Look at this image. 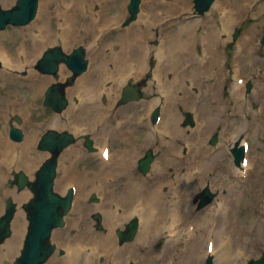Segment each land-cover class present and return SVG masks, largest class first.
Returning <instances> with one entry per match:
<instances>
[{"label": "bare ground", "instance_id": "obj_1", "mask_svg": "<svg viewBox=\"0 0 264 264\" xmlns=\"http://www.w3.org/2000/svg\"><path fill=\"white\" fill-rule=\"evenodd\" d=\"M127 2L128 0H43L37 22L24 32L21 43L24 49L17 48L13 54L2 51L5 66L0 69V184L5 181L12 167L21 166L31 171L38 165L42 153L36 152L34 146L43 124L79 130L80 124L84 123L88 130L94 132L97 141L104 142L108 136H115L121 141V146L119 152L114 151L111 146L110 162L99 153L103 166L91 170V173L86 168L79 171L74 163L66 164L82 153L80 145H73L67 150L65 163L61 166V188L70 186L76 180L79 182L77 197L82 194L81 197L85 198L90 192L85 190L96 189L101 202L86 204L79 200L69 218L68 227L55 232V238L67 248V254L64 257L55 256L52 263L127 264L129 260L136 258L139 264H202L204 243L208 245L209 240L214 238L216 244L213 255H216L217 264H245L250 255H256L264 248L262 158L258 156L255 164L253 160L250 162L253 169L247 172L242 190L235 195L229 191L228 195L221 196L200 212L199 215L203 217L211 213V219L203 223L199 234L198 226L193 232H187L193 218L186 219L185 200L191 198L193 192L205 182L210 170L220 180H224V172L217 161L220 158L225 160L228 148L225 145L208 147L195 136L191 141H197L192 142L193 147L188 156L179 159L180 149L177 151V147L180 148V136L181 139L188 137L179 125L182 116L176 106L180 103H192V94L185 84L187 80L190 85H201L209 81L210 77H216V85L221 81L216 71L223 47L231 39L232 31L241 18L247 17L248 26L235 45L233 60L240 64L251 62L256 68H264V53L257 51L256 44V30L260 24L264 25V0H219L206 16L196 21H184L190 10V0H146L148 12L145 9L136 21L123 29L117 28L118 40L105 56L91 49L92 66L77 80L75 87L69 89L70 95L81 96L80 103L72 104L64 114H54L43 120L38 115H30L40 108L36 101L50 78L34 69H29L28 75L21 77L15 69H26L38 59L45 44L56 40L54 19L63 18L59 24L63 25L59 39L66 47L75 40H83L91 45L93 38L105 37L111 33L112 30H108L109 24L106 25L109 19L113 20V24H118L126 17ZM97 4L101 9L96 11L94 7ZM86 7L88 11L85 10ZM110 10H114L116 14L109 15ZM254 15H258L259 22L249 23ZM64 20L69 24L66 25ZM103 23L107 26V32L101 34L98 30ZM154 30L159 32L161 44H149V40L155 36ZM151 56L158 60L153 78L159 95L149 100L141 110H136L134 104H129L115 111L113 101L119 87L131 76L139 78L147 70ZM20 57L24 60L19 61ZM65 73L63 69L62 74ZM106 80H111L108 87L105 86ZM245 85L246 82L231 85L230 91L235 101L233 112L237 117L247 114L248 120L247 129L237 128L230 136L231 140L250 129L259 133L264 124V87L255 92L258 106L255 107L254 102L242 100ZM151 87L152 84L148 90ZM178 90L183 91L179 98L176 97ZM105 91L111 96L107 106L99 101L100 95ZM218 97V90L214 89L213 101L217 102ZM213 101L204 110L211 113V119L204 122L203 119H198L195 127L198 132L208 130L218 121L219 111ZM158 103H164L166 107L156 132L147 114ZM228 107V103L224 102V124L227 123ZM12 111H18L25 117L27 136L21 142L7 136L6 119ZM119 118L126 120L117 126L122 123L118 122ZM139 123L143 126L144 133L139 134L133 130L132 126ZM227 138L224 133V139ZM153 143L162 147L163 155L151 172L143 175L136 167L135 157L139 156L145 146ZM260 152L263 155L264 149ZM225 164L232 168L230 163ZM184 165L188 168L187 171L180 169ZM169 166L174 167L173 179L170 178ZM240 169L238 165L234 171L240 174ZM164 186L168 188L167 191L163 190ZM10 193L19 201L30 194L32 196L30 190L16 193L4 186L0 192V213L3 210L4 196ZM244 200L249 203V207L259 209L258 216L246 226L243 225L244 228L242 225L235 227L234 219L239 209L247 207ZM94 209L103 212L105 232L95 230L93 221L89 222L88 213ZM25 214L22 210L18 212L13 223V237L0 245V259L13 256L21 245L26 224ZM135 215L141 220L137 239L122 246L117 245L114 229L121 227ZM231 228L235 229L234 232ZM165 233H168L166 241L156 248L157 240ZM226 235L229 236L228 241L225 240L228 238ZM246 236H251L249 250L241 243L242 237ZM101 255L105 256L103 263L98 262Z\"/></svg>", "mask_w": 264, "mask_h": 264}, {"label": "rangeland", "instance_id": "obj_2", "mask_svg": "<svg viewBox=\"0 0 264 264\" xmlns=\"http://www.w3.org/2000/svg\"><path fill=\"white\" fill-rule=\"evenodd\" d=\"M2 2H3V4H4V6H10L11 4H13L14 2H15V0H13V1H11V2H8L7 0H1ZM130 1V0H129ZM129 1H128V3H129ZM165 1H173V0H165ZM191 2H190V11H189V13L186 15V21L187 20H192V21H195V20H197L196 18H202L203 16L202 15H200V16H198V17H194L193 15L195 14V7H194V2H193V0H190ZM218 1V0H217ZM216 1V2H217ZM41 4H42V2H41ZM41 4H40V8H39V13H38V15H37V18L33 21V22H31L30 24H28V25H26V26H20V27H12V26H9L7 29H5V30H3V31H1L0 32V50H9L10 52H12V53H14L15 52V50L17 49V48H19L20 47V45H21V43H22V40H23V38H24V32L25 31H27L33 24H35V22H37V20H38V16H39V14H40V11H41ZM142 7H144V9L146 8L145 7V5H144V3L142 2ZM100 8V6L99 5H97V6H95V9H99ZM116 13H115V11L114 10H110L109 11V15H115ZM126 14H127V16L129 15V11H128V7H127V5H126ZM207 14V13H206ZM127 16H126V18H127ZM126 18L121 22V26H125L124 25V23H125V21H126ZM63 18L62 17H56V19H54V21L56 22V24H55V26H54V33L57 35V38L60 36V34H61V26H59V24L60 23H62V20ZM65 21V20H64ZM185 21V20H184ZM259 21V17H258V15H254V16H251V18L249 19V23H251V22H258ZM248 26V24H247V22H246V19H241V20H239V22L236 24V26L234 27V29H233V32H232V37H231V39L230 40H228L227 42H226V44H225V46L223 47V52H222V57H221V61H220V67L218 68V73H219V75L218 76H220L221 78H222V81H221V85H219L220 86V89H218L219 90V98H218V100L219 101H221L222 100V102H225L226 100H227V95H230L231 96V91H230V87H231V85H232V81H231V79H230V76H231V69H232V67H233V57H234V55H233V53H234V46H235V44H236V42L238 41V39L243 35V33H244V31H245V29H246V27ZM237 29H240V31H241V33H240V35L237 37V38H235L234 37V34H235V31L237 30ZM257 50L259 51V53H261V54H263L264 53V43H262V39H263V36H264V25H259L258 26V28H257ZM154 32H155V30H154ZM156 36H154L153 38H151L150 40H149V44L150 45H156L157 43H158V41L160 42V39H159V35H158V33L156 32ZM99 39L100 40H98V41H103V45H104V47H103V49H97V50H100L99 52H103L104 50L105 51H108L116 42H117V34H115V33H112V34H110V35H107L106 36V38L105 39H103V38H101V37H99ZM159 39V40H158ZM59 42H54V43H48V44H46L43 48H42V51H41V55L43 54V52H44V50L49 46V45H54V44H58ZM78 44H83V45H85L86 46V48H87V52H88V54H87V57L89 58V60L91 59V57H92V55L90 56V51H89V45H87L86 43H84V41H82V40H76V41H74V43L71 45V46H69L68 47V50H69V48H71L72 49V47L73 46H76V45H78ZM94 44H95V40L93 39V41H92V43H91V48L92 49H94L95 47H94ZM22 49H23V47H21ZM95 50V49H94ZM41 55H40V57H41ZM39 57V58H40ZM20 58H22V57H20ZM19 58V59H20ZM39 58H38V60H39ZM38 60L35 62V63H33L32 65H31V68H34V69H37L36 68V66H37V63H38ZM91 63H92V59H91ZM243 64V66H244V74L246 75V77H247V79L248 80H251L253 83H254V86L256 85V82L262 77L261 75H262V73L264 72V69L263 68H256V67H254L253 65H252V63L251 62H243L242 63ZM155 65H156V58L155 57H153V56H151L150 58H149V63H148V69L143 73V75L139 78V80H138V82L139 81H143L145 84H144V87H143V90H144V96H143V99L142 100H140V101H135V102H130V103H128V104H131V103H133L134 104V109H142V108H144L145 107V103H147V102H149V100H153L154 99V97H156V96H158V91H157V89L155 88V85L151 88V90L149 91L148 90V87H149V85H150V82L151 83H153V69L155 68ZM111 66V65H110ZM3 67H4V65H3ZM3 67H1V68H3ZM226 67V68H225ZM0 68V69H1ZM62 69H65L66 70V73L63 75L62 74ZM15 71H16V73L18 74V75H20L21 77H25V76H27L28 75V73H29V71H28V69H24V70H16L15 69ZM151 71V76H149L148 77V73ZM71 73V71L67 68V66L65 65V64H62L61 65V69H60V79H65L66 78V76L67 75H69ZM48 76V75H47ZM51 77V80L44 86V89H43V92H42V94H41V96H40V98H39V101H38V104L40 105V108L38 109V110H35V111H33V112H31L30 113V115H32V114H34V115H40V119H44V117H49V116H52L53 114H59V113H55L51 108H48V107H46V106H44V104H43V99H44V90L46 89V87L54 80V78L52 77V76H50ZM212 81V80H211ZM0 83H1V79H0ZM107 83V85L109 84L108 82H106ZM127 83H124V84H122L121 85V87H120V89H119V91H118V93H117V95L115 96L116 97V99H115V101H114V110L115 111H117L118 110V108L119 107H121V106H125V105H121V106H119V104H118V102H119V99L121 98V95H122V91H123V88H124V86L126 85ZM154 84V83H153ZM206 84V83H205ZM252 84V83H251ZM263 85H264V83H263ZM73 87V86H72ZM196 87L197 86H192V92L193 91H196ZM71 88V87H70ZM198 88V91H199V87H197ZM203 89L204 90H206V86H203ZM209 93H211V90L208 92V94ZM227 93V94H226ZM178 94L179 95H182V91H179L178 92ZM208 94H206V97L207 98H205V97H203L202 99H201V102H200V104H194V111H196V112H198V111H202L203 110V108H205V106H206V103L207 102H205L206 101V99L207 100H209L210 99V97H209V95ZM244 95L245 96H249V93H247L246 92V88H245V90H244ZM29 97V96H28ZM194 97H198V95H197V93H194ZM232 97V96H231ZM30 98V97H29ZM70 99H71V104L70 105H72V104H78L79 102H80V98L78 97V96H76V95H73V96H71L70 95ZM231 100V99H230ZM229 100V101H230ZM100 102H101V104L102 105H104V106H107L108 104H109V102H110V96H109V94L107 93V92H105L103 95H101V97H100ZM221 102V103H222ZM128 104H126V105H128ZM69 105V106H70ZM233 105V104H232ZM156 107L157 106H161L162 108L163 107H165L164 106V104L163 103H159V104H157V105H155ZM223 108H224V104H223ZM134 109H132V111L134 110ZM183 109H185V107H183ZM220 109H221V105H220V102H219V111H220ZM222 111H223V109H222ZM180 112H181V114H182V110L180 109ZM64 113V112H63ZM63 113H60V114H63ZM14 115H18V116H20L21 117V119H22V122L21 123H15V125H17V126H19L23 131H24V133H25V136H26V133H27V131H26V128H25V117L20 113V112H18V111H14V112H11L10 113V115L8 116V118L6 119V125H7V136H9L8 135V130H9V119L11 118V117H13ZM209 115V114H208ZM34 117H36V116H34ZM150 118H151V116H150ZM234 119H235V124H236V127L237 128H240V129H247V124L245 123V121H244V119L243 118H241L240 116L239 117H234V118H232V120L234 121ZM125 120L126 119H122V121L123 122H125ZM150 121H152V118L150 119ZM222 124H223V122L221 121L220 123H219V126H218V128L216 129L217 130V132L219 133V141H218V143L217 144H215V145H211L210 144V139H207V141L205 142V144L208 146V147H212V148H214V147H216V146H218V145H225L227 148H228V152H226L225 153V155L227 156V157H225V160H223V159H219L217 162L219 163V167L221 168V170L224 172V174H223V177H224V180H220L218 177L219 176H215L214 175V173H213V171L212 170H210L209 171V175H208V177H207V179H206V181H205V183L203 184L204 186H205V184H208L209 183V186H210V188L213 190V191H215L216 193H217V195H216V198L214 199V201L219 197V195L221 194V193H223V190H227V192H229V191H233V194H237V192L238 191H240V190H242L243 188H244V181H238L237 179H236V173H235V169H236V167H235V160H234V156L232 155V150H233V148L235 147V145H236V142L239 140H241V138H243L244 136H246L247 138H249L250 139V141H251V144H252V153H251V156H252V159L254 160H256V158L259 156H261V158H262V163H263V165H264V153H263V155H261V152H260V150L263 148L264 149V135H262V134H259L258 136H256V137H253V136H249L248 134L247 135H243V137H241V136H239V137H237V138H235V139H233V140H231V139H229L230 138V136L231 135H233V132H230V133H226L225 132V129H224V127H222ZM48 127H52L51 125H45V126H43L42 128H41V130H40V135H39V137H38V140H39V138H40V136H41V134L48 128ZM56 128L58 127V126H55ZM81 127L83 128V129H86V127H87V125L86 124H84V123H82L81 124ZM65 128V127H64ZM132 128H133V130L135 131V132H137V133H144V128H143V126L141 125V124H135V125H133L132 126ZM58 129H61V128H58ZM187 130V132H190L188 129L189 128H186ZM215 129L214 130H212L211 132H210V134L211 133H214L215 131H216ZM72 131H74V130H72ZM214 131V132H213ZM263 131H264V129H263ZM80 133H78V134H80V135H84V134H86V133H89L90 135H91V138L93 139V145H94V147H95V152H90L89 151V149L87 148V147H85L84 146V138H79V140L75 143V144H73V145H80L81 147H82V153L79 155V156H77V157H74L73 158V160L72 159H70L68 162H66V164H70V163H74L75 165H76V163L78 162V160L82 157V159L79 161V163H78V170L79 171H82V168L84 167V168H87V170H88V172L89 173H91V170H93V169H96V168H99L101 165H103V162H100L99 161V158L97 157V155H96V153L98 152V148H99V146L102 144V142L101 141H96V139H95V137L93 136V134H92V132H90V131H79ZM77 133V132H76ZM226 134V136L228 137L227 139H224L223 138V134ZM209 134V135H210ZM203 139V141L206 139V138H202ZM38 140H37V142H38ZM120 141H118L117 140V137H116V140H115V146L117 147V148H120ZM73 145H71V146H73ZM37 143H36V146H35V150H36V152H38V153H42V155H44V158H42L41 159V161H40V163L31 171V172H28L24 167H12L9 171H8V177L5 179V181L3 182V183H1L0 184V192H2V190H3V187L4 186H6L8 189H10V190H15V192H17V193H19L20 191H18L17 190V188L16 187H12L11 185H10V183H9V180H10V174H11V172L13 171V170H17V169H23L27 174H29L30 175V177L31 178H33V173H34V171L37 169V167H39V165L41 164V162L45 159V157L47 156V152H45V151H38L37 150ZM69 148H71V147H69ZM68 148V149H69ZM149 148H152L153 150H154V152L156 153V158H155V160H154V163H155V161L156 160H159V158L163 155V150H162V147H157L156 146V143H153V145H148L147 147H145V148H143L142 149V152L139 154V156L137 155L136 157V161H137V164H138V160H139V158L140 157H142L143 155H144V153L149 149ZM68 149H66L65 150V152H63V154L61 155V158H60V162H59V170H58V176H57V180H56V188H57V190H59V191H61V192H63L64 190H65V188H61V180H60V177H61V175H62V171H61V165L62 164H64L65 162H64V158H65V155H66V152H67V150ZM177 151H178V148H177ZM179 152V159H182L183 158V155L180 153V151H178ZM142 155V156H141ZM224 156V155H223ZM177 159V158H176ZM154 163H153V165H154ZM225 163H230L231 164V166H232V168H229L228 166H226V164ZM224 166H226V168L224 169ZM173 168L174 167H170L169 166V168H168V171H169V173L171 174V176L173 175ZM180 169L182 170V171H187L188 170V168L184 165V166H180ZM170 176V178L171 179H173V177H171ZM77 182V181H76ZM239 182V183H238ZM203 185H201L200 186V189H196L194 192H193V194L191 195V200H186L185 201V203L187 204V205H191L194 209H196L198 212H201V211H203V209L206 207H203V208H199V204H198V202L196 203V200H195V197H196V195L200 192V190L202 189V186ZM203 186V187H204ZM163 190L164 191H167L168 190V188L166 187V186H164V188H163ZM85 191H90V193H91V195H90V193L87 195L86 194V198L84 199V201L87 203V204H93L94 202H91L90 201V199H91V197H92V193H96L98 196H99V200H100V194H99V192L98 191H96V190H91V189H89V190H85ZM30 193V192H29ZM262 193L264 194V184H263V189H262ZM9 195H12V194H7V195H5L4 196V202H3V209L5 208V204H6V199L8 198V196ZM14 196V195H13ZM14 198H15V196H14ZM28 199V198H27ZM26 199V200H27ZM80 200H83L82 198H81V195H80ZM195 200V201H194ZM15 201H17V203H18V208H17V212H16V215H15V217H17V214H18V212L20 211V210H22V211H24L23 210V208L21 207V205H22V203H23V201H25V200H21V201H19V200H17L16 198H15ZM78 203H79V200H78ZM210 205H211V203H210ZM207 206H209V205H207ZM76 208V207H75ZM75 208H73L72 209V211L70 212V214H69V216H68V218H67V224L65 225V227H63V228H58L56 231H61V230H64L67 226H68V224H69V218L71 217V214L75 211ZM194 209H191V207L190 206H188V207H186L185 209H184V213L187 215L186 216V219H189V218H194L196 221H198V223L200 224V226H202L203 225V223H205V222H207V221H209V219H210V217H211V213H209L208 214V216L207 217H205L204 216V219L200 216V215H198V213H197V211H195ZM96 211H99V209H94V210H92V211H89V213H88V219H89V222L91 223V220L93 221V226H94V228L97 230V231H99L98 229H97V221H95L93 218H92V214L94 213V212H96ZM259 211V209H256V208H254V209H252V212H251V208L249 207V204L247 203V207L246 208H244V213L242 212V214H244L245 216L242 218V219H239V216L236 218V226H239L240 227V225H245L246 226V224H248V222L250 221V218H255V217H257L258 216V212ZM101 212V211H100ZM24 214H25V212H24ZM25 217V219H26V216H24ZM242 217V216H241ZM14 220H15V218H14ZM13 220V221H14ZM27 222V221H26ZM245 226H243V228L245 227ZM248 226V225H247ZM249 227V226H248ZM12 228H13V233H14V226H13V223H12ZM122 228H125V225L122 227ZM117 228H115L114 229V234H115V236H116V233H115V231H117L116 230ZM232 232H234V228H231L230 229ZM100 232V231H99ZM102 232V231H101ZM73 234H75V230L73 231ZM12 236H13V234H12ZM11 236V237H12ZM10 237V238H11ZM9 239V238H8ZM7 239V240H8ZM6 240V241H7ZM54 240L57 242V240H56V238H55V235H54ZM5 241V242H6ZM166 241V234L165 235H163L162 237H160L158 240H157V242L158 243H156L157 245H156V247H158V246H161L162 244H164V242ZM250 241H251V236H246V237H242V241H241V243L242 244H244L245 246H247V249L249 250L250 248H249V245H250ZM4 242V243H5ZM117 242H118V237H117ZM206 244V243H205ZM264 255V249H262L261 250V252L257 255V256H255V257H260L261 255ZM59 256H62V255H59ZM102 257L103 256H101L100 258H99V261L100 262H104L105 261V259L103 258L102 259ZM3 258H5V257H3ZM2 258V259H3ZM1 259V260H2ZM7 259H10V258H7ZM0 260V261H1ZM216 260V256H214V261ZM249 261H250V259H249ZM3 262V261H2ZM131 262H134L135 264H137V261L136 260H134L133 259V261H130L129 262V264L131 263ZM2 264V263H1ZM203 264H204V262H203ZM215 264H216V261H215ZM247 264V263H246Z\"/></svg>", "mask_w": 264, "mask_h": 264}, {"label": "water", "instance_id": "obj_3", "mask_svg": "<svg viewBox=\"0 0 264 264\" xmlns=\"http://www.w3.org/2000/svg\"><path fill=\"white\" fill-rule=\"evenodd\" d=\"M199 6L211 2V0H196ZM139 0H133L130 8L136 11ZM38 7V0H19L18 4L11 10H3L0 7V29L7 26L9 23H28L34 18ZM54 56V54H51ZM75 64L80 62V58L75 55ZM50 60V59H49ZM44 64V62H43ZM76 74L81 71L74 66H71ZM44 68V65H42ZM48 71H52L48 69ZM54 91V90H53ZM134 95L126 94L125 100L127 101ZM67 100L64 99L60 89L55 92H50L48 95L47 103L57 109L62 107L58 104H65ZM72 140V137L64 133L59 135L55 132H50L46 135L41 142V148H48L54 151L55 156L45 162L42 168L37 172V178L33 182H28L26 178L20 180L21 186L29 183L34 192V197L29 203L25 205L28 211V218L30 220L29 235L26 243L29 245H37L44 249L46 243H49V236L53 227L58 226L63 221V215L67 212L70 205L71 197H61L53 191L54 179L56 176V157L61 149ZM237 160H239L240 152L236 150ZM145 160L142 161V163ZM145 165V163H143ZM15 211V204L10 200L7 208V214L0 219V233L3 230L9 231V223ZM134 234V227L132 226L130 238ZM50 252V250H49ZM48 252V253H49ZM47 253V252H46ZM46 253L44 250L36 253L25 255V264H40L45 260ZM211 264V262H210Z\"/></svg>", "mask_w": 264, "mask_h": 264}]
</instances>
